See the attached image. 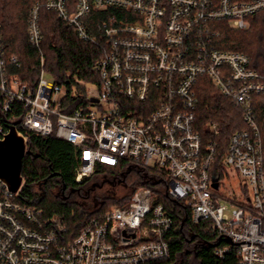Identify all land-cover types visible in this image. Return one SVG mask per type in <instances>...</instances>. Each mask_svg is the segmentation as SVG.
<instances>
[{"label":"built area","instance_id":"1","mask_svg":"<svg viewBox=\"0 0 264 264\" xmlns=\"http://www.w3.org/2000/svg\"><path fill=\"white\" fill-rule=\"evenodd\" d=\"M41 8L101 48L91 66L96 78L69 86L46 79L42 69L31 90L6 74L0 46V112L20 103L19 125L26 133L70 143L77 183L98 166L125 160L155 168L168 178V194L189 209L193 225L207 221L213 233L229 239L215 248L218 257L232 250L236 264H264V140L252 107V97L264 94V66L257 69L248 55L218 48L221 30L214 25L224 21L247 30L264 0H44L28 15L27 39L34 47L42 41ZM109 9L126 19L111 12L88 20L93 11ZM9 62L19 65L16 55ZM201 76L242 109L245 127L230 135L221 159L240 177L242 201L220 195L216 144L203 146L194 130ZM210 129L217 134L216 124ZM7 131L0 123V140ZM22 185L11 193L0 180V264H155L170 257L172 218L153 204L147 187H137L126 204L109 206L71 235L56 215L44 216L19 200Z\"/></svg>","mask_w":264,"mask_h":264},{"label":"trees","instance_id":"2","mask_svg":"<svg viewBox=\"0 0 264 264\" xmlns=\"http://www.w3.org/2000/svg\"><path fill=\"white\" fill-rule=\"evenodd\" d=\"M42 1L0 0V46L7 60L6 74L31 90L42 69L56 83L69 86L75 79L96 78L91 66L102 55L101 48L80 40L54 12L40 9L41 44L34 47L28 42L29 11L33 4ZM111 12L117 13L118 19H126L120 11L109 9L93 11L88 20H103ZM249 20L247 30H234L224 21L214 23L221 30L216 46L248 55L252 66L259 69L264 66V10L253 14ZM11 55H16L19 65L9 62ZM196 92L194 130L200 135L203 146L216 144L213 166L221 177V159L229 137L245 127L242 109L214 87L206 76L199 78ZM252 107L264 140V94L252 97ZM22 114L20 103L13 104L6 114L0 112L3 129L7 130V124ZM211 124H216L217 134L210 129ZM17 129L27 136L26 149L30 152L22 159L23 185L19 200L36 205L44 216L56 215L71 235L78 233L91 218L100 217L109 206L126 204L133 191L144 186L150 189L153 204L163 205L172 218V227L166 236L170 257L155 264H236L232 250L222 258L214 253L216 247L227 244V239L213 233L207 221L193 225L189 209L168 194L167 177L155 168L140 167L125 160L116 167L98 166L93 175L77 183L74 180L76 152L70 143L54 135L26 133L19 124ZM103 176L110 179L108 191H102L101 182H94L102 180ZM114 186L121 187L122 191L117 194Z\"/></svg>","mask_w":264,"mask_h":264},{"label":"water","instance_id":"3","mask_svg":"<svg viewBox=\"0 0 264 264\" xmlns=\"http://www.w3.org/2000/svg\"><path fill=\"white\" fill-rule=\"evenodd\" d=\"M20 120L21 117L11 120L7 124L8 131L0 140V180L11 193L16 192L23 182L22 159L25 154L30 153L26 149V137L17 129ZM212 180L213 187L216 188V178L213 177Z\"/></svg>","mask_w":264,"mask_h":264},{"label":"rangeland","instance_id":"4","mask_svg":"<svg viewBox=\"0 0 264 264\" xmlns=\"http://www.w3.org/2000/svg\"><path fill=\"white\" fill-rule=\"evenodd\" d=\"M232 29H234V27L231 25ZM236 30V29H234ZM44 77L46 79H51L52 77L46 72ZM221 179H222V189L220 191V195L228 198L230 200H232L233 202H238V201H242L243 196L246 194V190L244 188V185L242 184V181L240 179V177H238L237 175H235L232 171L221 167ZM168 181V178H167ZM94 182H101L103 184V190H105L106 188L109 189L110 185L106 182H103L102 180H96ZM113 187V186H112ZM114 190L117 191V194L120 193V191H122L121 187L119 186H114Z\"/></svg>","mask_w":264,"mask_h":264},{"label":"flooded vegetation","instance_id":"5","mask_svg":"<svg viewBox=\"0 0 264 264\" xmlns=\"http://www.w3.org/2000/svg\"><path fill=\"white\" fill-rule=\"evenodd\" d=\"M109 180H110V179H109V177H107V176H103V177H102V181H103V182H105V183L107 182L109 185H111V183L109 182ZM102 184H104V183H102ZM101 189H102V191H103V185H102ZM105 190L108 191L107 188H106Z\"/></svg>","mask_w":264,"mask_h":264}]
</instances>
